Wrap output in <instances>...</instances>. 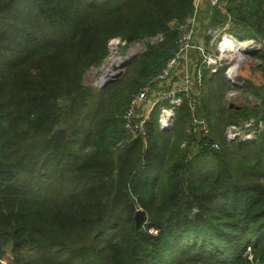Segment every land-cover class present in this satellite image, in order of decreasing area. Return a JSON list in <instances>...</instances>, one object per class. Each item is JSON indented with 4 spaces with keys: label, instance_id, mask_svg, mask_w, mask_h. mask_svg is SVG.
<instances>
[{
    "label": "trees",
    "instance_id": "trees-1",
    "mask_svg": "<svg viewBox=\"0 0 264 264\" xmlns=\"http://www.w3.org/2000/svg\"><path fill=\"white\" fill-rule=\"evenodd\" d=\"M223 7L199 17L229 18L236 37L262 38L254 56L264 75V0ZM191 13L192 0L0 5V258L8 245L14 264H264V129L248 142L223 133L264 120L263 84L246 79L257 99L228 106L222 69L221 81L204 72L209 92L195 98L208 141L187 132L185 102L170 130L154 108L145 136L125 133L131 95L155 83ZM113 37L138 50L116 79L93 87L85 73ZM137 208L146 216L138 227Z\"/></svg>",
    "mask_w": 264,
    "mask_h": 264
},
{
    "label": "built area",
    "instance_id": "built-area-1",
    "mask_svg": "<svg viewBox=\"0 0 264 264\" xmlns=\"http://www.w3.org/2000/svg\"><path fill=\"white\" fill-rule=\"evenodd\" d=\"M225 1L192 0V13L178 25L176 48L165 61L163 68L153 76L151 81L155 83L140 87L131 95L123 114L125 133H140L145 136V124L154 108L158 110L159 129L170 130L176 109L185 102L189 115L187 132L195 138L208 141L209 124L205 117L198 115L195 98L202 88L204 72L207 71L210 75L222 69L226 79L238 88L240 85H237L235 78L241 74L240 66L250 62L251 55L256 52L253 51V53L247 49L255 47L258 50L262 44V38L240 39L229 32V18L223 24H211L209 17L203 19L199 17L201 11L209 4L221 7L222 11H225L223 7ZM111 39L109 42L113 43L110 49L114 51L117 45L124 43L118 37ZM137 50V45H134L126 54L117 55L116 64L120 63L122 56L131 57ZM252 62H256L257 65L260 61H255L253 58ZM122 68L116 70H122ZM106 72L112 74L115 70L109 67ZM105 77L107 76L101 79L98 77L100 81L96 85L101 86ZM257 81L264 85V75ZM262 129H264V120L250 117L239 124L226 125L223 133L227 141L248 142L253 140ZM211 146L217 148L218 143L213 141ZM149 231L156 233L157 229L149 228Z\"/></svg>",
    "mask_w": 264,
    "mask_h": 264
},
{
    "label": "rangeland",
    "instance_id": "rangeland-1",
    "mask_svg": "<svg viewBox=\"0 0 264 264\" xmlns=\"http://www.w3.org/2000/svg\"><path fill=\"white\" fill-rule=\"evenodd\" d=\"M113 40L114 39H116V37H113L112 38ZM111 39V40H112ZM109 41H110V39H109ZM108 41V43H107V47H108V54L106 55V57L103 59V61H102V63L99 65V66H97V67H91V68H89V69H87V71H86V73H85V76H84V81L86 82V83H89L90 85H92L93 87L95 86V87H97L98 88V86L96 85L97 83H99V81H100V79H101V77H102V75L105 73V70H106V68H104V65L108 62V60L110 59V58H113V59H115L116 57H117V55H124V54H126L129 50H130V48L132 47V46H136L137 45V43H133V44H131V45H129V46H127V47H125L124 46V43L123 44H121V45H117V49H116V51H114V49H110V45L113 43H111L110 44V42ZM140 43H142V42H140ZM256 52H257V49L255 50ZM254 51V52H255ZM253 52V53H254ZM256 52L254 53V54H252L251 55V58L253 59V58H255V61L256 60H258V61H260V59L258 58V57H255L254 55L256 54ZM252 59H251V61L250 62H248V63H246V64H244V65H241L240 66V72H241V74L243 75V77H244V80H242V81H239V80H237L236 78H235V82H237V85H240L238 88L237 87H235V85L234 84H232L229 80H227V79H223L224 78V74L222 75L221 74V72H218V74H217V76H215V79L217 78V79H220V81H221V79H223L224 81H225V85H224V90L225 91H223L224 93H222V86H221V84L220 83H217V84H215V86H216V89L218 88L219 89V91H221V93H222V97H223V100H224V102L228 105V106H233V107H235V106H238V105H243V104H248V103H254L255 102V100L257 99L256 98V96L255 95H253V93H251L249 90H243L242 89V87H243V85H245V80L247 79H250V80H252L253 82H255V83H257V84H260L258 81H257V75L259 74V73H262V71L260 70V69H258L257 68V65H256V62L255 63H253L252 62ZM103 66V67H102ZM102 68V69H101ZM123 69H124V66H123V68H122V72H123ZM240 74V75H241ZM222 75V76H221ZM98 77H100V79H98ZM207 79V78H206ZM246 80V81H247ZM95 81H97L96 83H95ZM100 87V86H99ZM221 87V88H220ZM241 87V88H240ZM217 89V90H218ZM231 91H234V92H231ZM208 92H209V86H207L206 84H205V86H203L202 88H200V90H199V94H198V97L199 96H201V95H203V96H205V95H207L208 94ZM231 92V93H230ZM200 113V112H199ZM202 115V114H201ZM175 117H176V115H175ZM174 122V121H173ZM235 124H237V123H235ZM239 124V123H238ZM186 127V126H185ZM187 128H188V125H187ZM187 128H186V130H187ZM191 138H192V136H191ZM215 141H217V140H215ZM218 142V141H217ZM182 145V144H181ZM138 209V208H137ZM143 223H145V222H143ZM150 228V227H149ZM149 228H147L148 230H149ZM149 232H151V233H153V231H149ZM155 234V233H154ZM0 261H1V263L2 264H14L15 263V259H14V257H13V255H12V252L10 251V247L7 245V246H5V251H4V253H3V255H2V257L0 258ZM187 264H197V263H187Z\"/></svg>",
    "mask_w": 264,
    "mask_h": 264
},
{
    "label": "water",
    "instance_id": "water-1",
    "mask_svg": "<svg viewBox=\"0 0 264 264\" xmlns=\"http://www.w3.org/2000/svg\"><path fill=\"white\" fill-rule=\"evenodd\" d=\"M7 1L8 0H0V5L5 3V2H7ZM247 50L253 52V51L256 50V48L255 47H250ZM135 54H133L131 57L122 56L119 64H112L110 67H111V69L115 70V72L110 74L109 76H107L106 79H104V81L101 84V86H103V85L107 84L108 82L116 79L122 72V70H116V69L123 67L129 60H131L133 58V56ZM236 79L239 80V81H242V80H244V77H243V75H238L236 77ZM134 218H135L136 227L140 226L146 219L145 212L141 208L136 209V211L134 213Z\"/></svg>",
    "mask_w": 264,
    "mask_h": 264
},
{
    "label": "bare ground",
    "instance_id": "bare-ground-1",
    "mask_svg": "<svg viewBox=\"0 0 264 264\" xmlns=\"http://www.w3.org/2000/svg\"><path fill=\"white\" fill-rule=\"evenodd\" d=\"M114 58V57H113ZM113 58H110L109 60H108V62L104 65V68H106V70H105V72L108 70V68L112 65V64H116L117 63V59H113ZM111 74V72H106L105 74H103L102 75V77L103 76H109ZM101 77V78H102ZM104 79H106V77L105 78H103V80Z\"/></svg>",
    "mask_w": 264,
    "mask_h": 264
},
{
    "label": "crops",
    "instance_id": "crops-1",
    "mask_svg": "<svg viewBox=\"0 0 264 264\" xmlns=\"http://www.w3.org/2000/svg\"><path fill=\"white\" fill-rule=\"evenodd\" d=\"M261 76H262V73H259L258 75H257V80H259V78H261ZM256 82V81H255Z\"/></svg>",
    "mask_w": 264,
    "mask_h": 264
}]
</instances>
